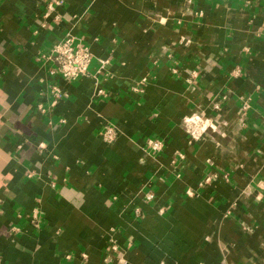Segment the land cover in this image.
<instances>
[{
	"label": "crops",
	"instance_id": "crops-1",
	"mask_svg": "<svg viewBox=\"0 0 264 264\" xmlns=\"http://www.w3.org/2000/svg\"><path fill=\"white\" fill-rule=\"evenodd\" d=\"M0 264H264V0H0Z\"/></svg>",
	"mask_w": 264,
	"mask_h": 264
},
{
	"label": "built area",
	"instance_id": "built-area-1",
	"mask_svg": "<svg viewBox=\"0 0 264 264\" xmlns=\"http://www.w3.org/2000/svg\"><path fill=\"white\" fill-rule=\"evenodd\" d=\"M50 58L56 63V68L53 72L58 73L65 80H76L78 78L88 75L89 66L93 59L91 50L76 42V38L72 35L66 36L58 41L52 49ZM143 81H146L144 79ZM54 90H59V87H55ZM248 105H244V109H247ZM193 138H197L199 134L205 130L208 125L200 116H192L185 120ZM103 139L107 142H113L117 138V131L114 125H107L101 133ZM150 147L159 151L162 149L163 144L160 140H151L149 142ZM40 147L43 144H39ZM210 180L207 178L206 181ZM154 195L150 194L148 199H153ZM113 249H116V244H113Z\"/></svg>",
	"mask_w": 264,
	"mask_h": 264
}]
</instances>
